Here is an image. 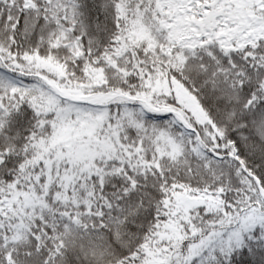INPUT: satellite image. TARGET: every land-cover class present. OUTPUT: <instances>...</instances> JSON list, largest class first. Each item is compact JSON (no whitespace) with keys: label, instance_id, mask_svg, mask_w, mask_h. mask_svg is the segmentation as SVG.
I'll list each match as a JSON object with an SVG mask.
<instances>
[{"label":"snow or ice","instance_id":"snow-or-ice-1","mask_svg":"<svg viewBox=\"0 0 264 264\" xmlns=\"http://www.w3.org/2000/svg\"><path fill=\"white\" fill-rule=\"evenodd\" d=\"M0 264H264V0H0Z\"/></svg>","mask_w":264,"mask_h":264}]
</instances>
